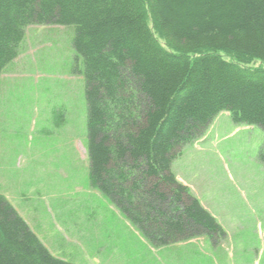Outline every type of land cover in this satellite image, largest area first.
<instances>
[{"label": "trees", "instance_id": "16d2710c", "mask_svg": "<svg viewBox=\"0 0 264 264\" xmlns=\"http://www.w3.org/2000/svg\"><path fill=\"white\" fill-rule=\"evenodd\" d=\"M31 26L75 28L91 187L154 248L220 244L224 228L173 166L223 112L264 130V67L235 60L264 65V0H0V77ZM65 115L55 107L57 126ZM0 264L74 263L51 254L0 195Z\"/></svg>", "mask_w": 264, "mask_h": 264}, {"label": "rangeland", "instance_id": "374dc122", "mask_svg": "<svg viewBox=\"0 0 264 264\" xmlns=\"http://www.w3.org/2000/svg\"><path fill=\"white\" fill-rule=\"evenodd\" d=\"M74 35L72 26L29 27L21 54L0 77V195L51 254L74 264H264V166L258 161L264 130L236 127L223 112L173 166L226 238L154 248L90 185L85 80L72 74ZM62 104L66 115L57 126L53 110Z\"/></svg>", "mask_w": 264, "mask_h": 264}]
</instances>
